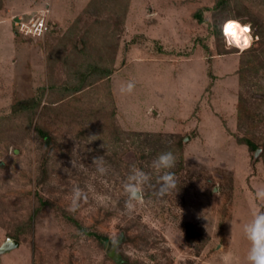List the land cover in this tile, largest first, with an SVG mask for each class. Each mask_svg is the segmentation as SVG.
Listing matches in <instances>:
<instances>
[{
    "label": "rangeland",
    "instance_id": "obj_1",
    "mask_svg": "<svg viewBox=\"0 0 264 264\" xmlns=\"http://www.w3.org/2000/svg\"><path fill=\"white\" fill-rule=\"evenodd\" d=\"M216 1L0 0V264H264V0Z\"/></svg>",
    "mask_w": 264,
    "mask_h": 264
},
{
    "label": "trees",
    "instance_id": "obj_2",
    "mask_svg": "<svg viewBox=\"0 0 264 264\" xmlns=\"http://www.w3.org/2000/svg\"><path fill=\"white\" fill-rule=\"evenodd\" d=\"M228 1H230V0H218V1H216L215 6L212 9L216 10V11H224V10H226V4ZM209 10L210 9H205V11H209ZM203 11L204 10L199 9V10H196L195 13H193V17L198 24H202L204 22L203 15H202ZM229 19H233V18H229ZM229 19H226V20H229ZM215 30H216L215 34H213V35H215V36L219 35L222 37L221 26H219L218 29L216 28ZM39 103H40V98L39 99L36 98V99L24 101V102H19L14 107V108H16V109H14V112L18 111L20 113L22 111L34 110L35 107H37L39 105ZM244 142L246 143V145L249 148L256 149V146L252 142H250V141H244ZM92 236L96 237V239L99 241V243L101 244V246L103 247V249L105 251V255L107 258L114 261L115 264H121L122 263V259H120V257L118 256L119 254L114 253L115 247L118 245L119 240L114 241L112 239H108L107 237L98 235L96 233L92 234Z\"/></svg>",
    "mask_w": 264,
    "mask_h": 264
},
{
    "label": "bare ground",
    "instance_id": "obj_3",
    "mask_svg": "<svg viewBox=\"0 0 264 264\" xmlns=\"http://www.w3.org/2000/svg\"><path fill=\"white\" fill-rule=\"evenodd\" d=\"M222 29L224 31L223 35L226 37H233L235 41L241 42L245 45V48L250 44V36L243 25L235 20H226L223 23ZM244 48V49H245Z\"/></svg>",
    "mask_w": 264,
    "mask_h": 264
},
{
    "label": "water",
    "instance_id": "obj_4",
    "mask_svg": "<svg viewBox=\"0 0 264 264\" xmlns=\"http://www.w3.org/2000/svg\"><path fill=\"white\" fill-rule=\"evenodd\" d=\"M259 152H260V150L257 149L255 152V156H258ZM18 246H19V243L17 241H15L14 239H7L0 246V255L18 247Z\"/></svg>",
    "mask_w": 264,
    "mask_h": 264
},
{
    "label": "built area",
    "instance_id": "obj_5",
    "mask_svg": "<svg viewBox=\"0 0 264 264\" xmlns=\"http://www.w3.org/2000/svg\"><path fill=\"white\" fill-rule=\"evenodd\" d=\"M30 29L36 30L40 34H45L49 30L47 24L40 19L30 23Z\"/></svg>",
    "mask_w": 264,
    "mask_h": 264
},
{
    "label": "clouds",
    "instance_id": "obj_6",
    "mask_svg": "<svg viewBox=\"0 0 264 264\" xmlns=\"http://www.w3.org/2000/svg\"><path fill=\"white\" fill-rule=\"evenodd\" d=\"M222 28V27H221ZM249 28H250V26H249ZM222 33H224V31L222 30L221 31V35H222ZM249 33H251V28H250V32ZM250 35V34H249ZM251 37V36H250ZM250 47V46H249Z\"/></svg>",
    "mask_w": 264,
    "mask_h": 264
}]
</instances>
